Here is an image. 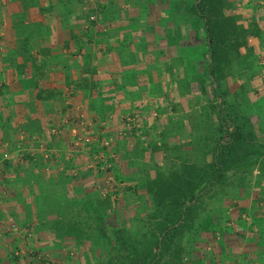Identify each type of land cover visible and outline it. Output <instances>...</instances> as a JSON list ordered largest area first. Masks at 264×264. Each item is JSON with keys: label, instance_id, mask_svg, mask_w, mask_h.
Segmentation results:
<instances>
[{"label": "crops", "instance_id": "obj_1", "mask_svg": "<svg viewBox=\"0 0 264 264\" xmlns=\"http://www.w3.org/2000/svg\"><path fill=\"white\" fill-rule=\"evenodd\" d=\"M104 3L100 22L86 24L84 7L70 0H0V154H12L0 159V264H12L19 245L59 250L85 200L119 199L124 190L113 191L112 178L131 191L154 173L151 147L130 149L167 130L160 110L181 80L184 43L167 10ZM128 115L135 124L126 129ZM70 117L92 139L81 151L67 145ZM100 139L109 144L97 154ZM48 149L59 154L47 157ZM263 223L257 218L255 249L238 261L264 264Z\"/></svg>", "mask_w": 264, "mask_h": 264}, {"label": "rangeland", "instance_id": "obj_2", "mask_svg": "<svg viewBox=\"0 0 264 264\" xmlns=\"http://www.w3.org/2000/svg\"><path fill=\"white\" fill-rule=\"evenodd\" d=\"M106 1L70 0V4L84 7L88 24L100 22ZM137 1L145 13L167 10L173 32L184 43L182 82L177 77L174 91L168 92L160 110L164 112L162 119H167V130L151 136L153 139L146 133L140 139L144 147L137 144V149H130L140 153L151 147V179L131 191L117 180L124 190L118 200H85L78 211L72 212L77 219L71 223L70 238H62L59 250L19 245L7 256L12 264H139L133 257L123 258L127 250L116 237L118 231L130 249L144 258L152 257L162 223L177 204V209L181 208L183 197L179 199L177 193L161 197L151 184L158 175L181 172L188 164L206 174L211 172L216 142L229 137L218 119V102L225 101L229 128L241 124L243 137L234 143L220 179L212 183L206 179L197 196L186 202L191 209L159 264H263L248 255L245 261L238 259L247 254L246 247L255 249L258 234L254 225L257 218H264V0H214L219 4L214 21L219 32L215 65L218 81L214 82L209 77L204 21L192 11L200 0ZM129 7L136 5L131 3ZM74 119L69 118L72 127L67 145L71 149L72 128L78 131L80 124ZM107 148L99 146L97 154ZM160 159L163 163L156 161ZM96 164L102 165V161ZM104 169L111 171V167Z\"/></svg>", "mask_w": 264, "mask_h": 264}, {"label": "trees", "instance_id": "obj_3", "mask_svg": "<svg viewBox=\"0 0 264 264\" xmlns=\"http://www.w3.org/2000/svg\"><path fill=\"white\" fill-rule=\"evenodd\" d=\"M218 5L219 4H216L214 0H200L197 4L192 6V11L204 21L207 47L210 56L209 77H211L213 82L218 81V74H216L217 70L215 65L218 57L216 41L219 37V32L214 22L216 21V16L219 11ZM216 92L217 91L214 89V93ZM225 104V101L218 102V119L221 130L229 135V137L227 139L221 137V139L216 142L212 157L211 172L206 174L202 169L188 164L181 172L173 171L167 174L166 177L161 174L158 175L159 178L154 180L151 187L157 189L160 193L159 196L161 197H171L177 193L179 199L183 197V205H181L180 209H177V204L172 215L162 223L161 234L153 245V255L150 258H144L136 249H130L127 240L120 236L118 231H116V237L121 241L120 245L123 247L122 249L127 250V253L126 255H123V258L133 257L134 259L139 260V264H159L167 251L168 246L171 244L172 239L178 233V229L182 224L180 222L186 218L191 209V206L186 205V202L193 200L197 196V189L202 182L206 181V179L209 180L207 182L212 183L213 181L220 179L225 173L226 167L228 166V155L230 154L234 143L240 141L244 134L243 128L239 123H235L232 129L229 128ZM172 190L175 191L173 194ZM156 195L154 194V196Z\"/></svg>", "mask_w": 264, "mask_h": 264}, {"label": "built area", "instance_id": "obj_4", "mask_svg": "<svg viewBox=\"0 0 264 264\" xmlns=\"http://www.w3.org/2000/svg\"><path fill=\"white\" fill-rule=\"evenodd\" d=\"M124 124H125L126 129L127 128H131L135 124V119L131 115H128L127 117L124 118ZM58 128L57 127H54L53 128V131L55 133H57L59 131ZM83 128H85V126ZM72 131H73V135H72L71 139L69 140V143H70V145H71V147H72V149L74 151H79V150L81 151V150H83V148L85 146H88L92 142V139L90 138V136L80 134L77 131V128H73ZM102 143H103L102 144L103 146H107L109 144V142L107 140L106 141H103ZM53 154L58 155L59 154V151H57L55 149H48L47 152H46L47 157H51ZM11 155L12 154L9 151L3 152V153L0 154V159L1 160H9L11 158ZM18 156L19 157L25 156V153H21ZM94 162L95 161L92 160V164L90 163V165L93 166L94 165ZM111 185H112V190L113 191L118 190V188L120 186L119 182L115 178H112ZM12 227L14 228V230H16L19 233H23L24 232L27 235H29L27 229H20L16 225H13Z\"/></svg>", "mask_w": 264, "mask_h": 264}]
</instances>
